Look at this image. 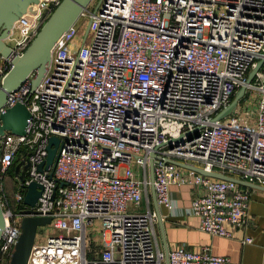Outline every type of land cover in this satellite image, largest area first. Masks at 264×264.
I'll return each mask as SVG.
<instances>
[{"label":"built area","instance_id":"built-area-1","mask_svg":"<svg viewBox=\"0 0 264 264\" xmlns=\"http://www.w3.org/2000/svg\"><path fill=\"white\" fill-rule=\"evenodd\" d=\"M59 1L37 0L35 12L18 16L13 52ZM80 15L86 35L77 18L54 42L37 86L26 78L1 107L23 101L30 117L24 133L0 137V264H10L27 213L48 215L65 232L36 233L26 264H162L156 212L138 209L148 196L151 153L159 203L171 205L172 184L195 185L190 210L199 227L234 235L248 220L250 187L174 159L264 185V0H94ZM9 65L0 54V79ZM243 84L235 110L215 119ZM52 135L58 144L46 167ZM21 159L29 162L24 183L41 184L31 212L23 211L26 187L16 174L14 202L4 189ZM168 260L230 264L207 243L180 242Z\"/></svg>","mask_w":264,"mask_h":264},{"label":"water","instance_id":"water-1","mask_svg":"<svg viewBox=\"0 0 264 264\" xmlns=\"http://www.w3.org/2000/svg\"><path fill=\"white\" fill-rule=\"evenodd\" d=\"M36 1L37 0H0V54L4 57L10 56V65L0 79V137L7 130L14 133H24L30 117V110L23 101H16L13 104L1 108L6 101L7 92L16 89L28 77H30L31 80V89H34L37 86L44 75L48 62L50 61L51 49L57 37L79 17L81 11L90 0H60L42 22L26 47L21 52H13L12 46L6 39L11 32L15 20L22 12L36 11ZM88 25L89 24H87L84 30V36L88 30ZM260 62L261 61L258 60L249 70L246 78L247 81L251 80ZM245 87L246 85L243 84L237 89L231 100L214 115L215 119L223 117L235 110L239 98L244 94ZM57 144L58 137L55 135L50 136L46 167L52 163L54 159ZM174 160L179 164L192 167L205 174L237 180L248 186L258 185L220 171H210L196 164L186 163L178 159ZM22 163L23 159L15 164L14 173L18 176L22 186L26 187L23 200L29 205V207L23 209V211L31 212L33 210L31 206L35 204L37 197L40 194L41 184L37 181H31L27 184L24 183V171L26 167H28L29 162ZM37 167L41 168L42 162L38 163ZM149 178L157 217L161 219L159 204L162 203L158 202L154 188L153 153H151L149 160ZM50 218L51 217L48 215L32 213H27L23 216L21 220V232L14 244L10 264H26L31 245L37 233L38 225L48 223ZM3 225L4 215L0 201V234ZM168 251L169 249L166 248L165 261L167 264H169Z\"/></svg>","mask_w":264,"mask_h":264},{"label":"crops","instance_id":"crops-1","mask_svg":"<svg viewBox=\"0 0 264 264\" xmlns=\"http://www.w3.org/2000/svg\"><path fill=\"white\" fill-rule=\"evenodd\" d=\"M256 184L249 186L248 220L237 226L232 236L211 234L199 227L197 215L190 210L191 200L197 192V187L192 184L171 185V205L159 204L161 219L157 217L151 188L148 189V196L144 195L141 209L149 205L156 212L155 241L164 252L180 242H185L192 249L207 243L213 252L228 255L230 264H264V185ZM246 235L252 236L253 240H242ZM162 264H167L165 257Z\"/></svg>","mask_w":264,"mask_h":264},{"label":"rangeland","instance_id":"rangeland-1","mask_svg":"<svg viewBox=\"0 0 264 264\" xmlns=\"http://www.w3.org/2000/svg\"><path fill=\"white\" fill-rule=\"evenodd\" d=\"M93 1L94 0H90L89 4L93 3ZM95 4H96V2H95ZM78 19H79L78 20L79 22L82 21V23L84 24V26H85L84 30H85V28L87 26V20L84 18L83 15H80L78 17ZM8 36H9L7 38L8 43L12 44L13 43V37H11L12 35H8ZM137 175L142 176V171L140 173V171L137 170ZM4 184L7 188L8 194L12 196L14 193V190L16 188V183L9 173L5 174V176H4ZM148 189L150 190V185L148 186ZM134 208H136V207H134L132 204H130V209H134ZM141 208H142V205L138 206V209H141ZM57 232H65V231L63 229H57V228L53 227V225L49 222L46 224L38 225V227H37V237H44L47 234H52V233H57Z\"/></svg>","mask_w":264,"mask_h":264},{"label":"trees","instance_id":"trees-1","mask_svg":"<svg viewBox=\"0 0 264 264\" xmlns=\"http://www.w3.org/2000/svg\"><path fill=\"white\" fill-rule=\"evenodd\" d=\"M16 162H17V160L15 161V163L14 164H12V166L11 167H9V169H8V171H7V173H9L11 176H12V178H13V180L15 181V179H14V168H15V164H16ZM16 183V182H15ZM4 189H5V194L7 195V197L11 200V203L12 202H14L13 201V195L11 196V195H9L8 194V192H7V188H6V186H5V184H4Z\"/></svg>","mask_w":264,"mask_h":264}]
</instances>
